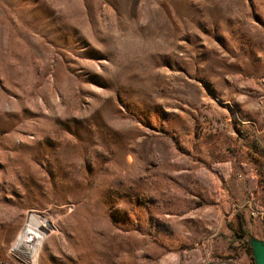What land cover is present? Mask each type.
<instances>
[{"label":"rangeland","instance_id":"374dc122","mask_svg":"<svg viewBox=\"0 0 264 264\" xmlns=\"http://www.w3.org/2000/svg\"><path fill=\"white\" fill-rule=\"evenodd\" d=\"M250 236L264 0H0V264H254Z\"/></svg>","mask_w":264,"mask_h":264},{"label":"water","instance_id":"95a60500","mask_svg":"<svg viewBox=\"0 0 264 264\" xmlns=\"http://www.w3.org/2000/svg\"><path fill=\"white\" fill-rule=\"evenodd\" d=\"M249 248L254 264H264V239L250 236Z\"/></svg>","mask_w":264,"mask_h":264},{"label":"bare ground","instance_id":"6f19581e","mask_svg":"<svg viewBox=\"0 0 264 264\" xmlns=\"http://www.w3.org/2000/svg\"><path fill=\"white\" fill-rule=\"evenodd\" d=\"M22 239V238H21Z\"/></svg>","mask_w":264,"mask_h":264}]
</instances>
